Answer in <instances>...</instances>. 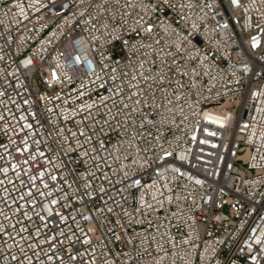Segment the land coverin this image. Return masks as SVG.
Segmentation results:
<instances>
[{"label":"built area","instance_id":"2783aa9c","mask_svg":"<svg viewBox=\"0 0 264 264\" xmlns=\"http://www.w3.org/2000/svg\"><path fill=\"white\" fill-rule=\"evenodd\" d=\"M0 264H264V0H0Z\"/></svg>","mask_w":264,"mask_h":264}]
</instances>
